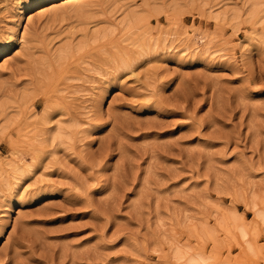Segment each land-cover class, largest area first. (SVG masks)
<instances>
[{
    "label": "rangeland",
    "instance_id": "rangeland-1",
    "mask_svg": "<svg viewBox=\"0 0 264 264\" xmlns=\"http://www.w3.org/2000/svg\"><path fill=\"white\" fill-rule=\"evenodd\" d=\"M23 1L0 0V39L24 35L0 56V162L26 152L32 166L0 181V264H171L174 234L218 263L264 264V227L246 201L264 195V19L249 0H94L81 18L34 9L31 22ZM134 13L163 50L149 44L134 73L99 65ZM94 26L116 28L113 43L62 65L47 54ZM76 121L65 143L31 148L37 129ZM224 210L250 227L253 252L218 226Z\"/></svg>",
    "mask_w": 264,
    "mask_h": 264
},
{
    "label": "bare ground",
    "instance_id": "bare-ground-1",
    "mask_svg": "<svg viewBox=\"0 0 264 264\" xmlns=\"http://www.w3.org/2000/svg\"><path fill=\"white\" fill-rule=\"evenodd\" d=\"M45 1H48V0H24L20 6L21 17L25 18L26 22H31L33 20V10L38 9L37 12L39 13V15L50 12L52 17H56L55 19L63 18L65 16V14H63V13H65V12H67L66 14H68L72 17L75 16V17L81 18V17L85 16L86 13H88V5L90 2H92L94 0H60V2H58V1L56 2V0H50V2H49V3H51L50 5L43 3ZM96 1L98 4H103L104 2L109 1V0H96ZM249 5L251 6V9L249 12L250 16L253 17V16L259 15L260 19H264V0H249ZM148 20H149L148 15H144V14L140 15V14H136V13H134L130 18H128L126 23H124V27H125V32L123 33L124 36L123 37L120 36L121 38H120V41H118L119 45L117 44L118 45L117 50H111V49L108 50L109 49L108 47L103 46V45L113 43V39L110 36L113 33V31H115L114 29H116V28L109 29V28H102V27H95L94 26V27H88L87 29L85 28V32H84L85 37L81 41H79V43L76 44L73 42V40L67 41L65 44L59 46L56 50H53L52 47L48 48L47 54H49L50 56L52 55L53 58H55V62L59 65H62L64 63L68 62L70 60V58H72L75 54L84 51L91 43H93L95 41H100V42L102 41L101 45L104 47V49H103L104 52L100 57L98 55V58L96 60L97 63H100L99 65L103 64V66H105L104 64L114 62V63H117V64H115V65H118L117 68H123L124 70L126 68H130L129 72L134 73V68H131V67L133 66V64L138 59L141 58V55L146 54L147 50L149 49V44H152L153 46L158 44L159 46L162 47V50H163V47H165V43H159L161 41L158 40L157 38L156 39L153 38V40H152L148 36L150 34L148 29L143 28V26L148 22ZM87 21L88 20H86V23H87ZM26 29H27V25H25V27H24V30H26ZM259 37H260V34L258 35L257 38H259ZM23 39H24V35H23V33H21L19 31L18 28L11 29L7 33L6 37L0 39V41L4 42V46L0 47V56L9 55L8 51L14 49L20 43H23L22 42ZM150 41H152V42H150ZM188 41H191V39L189 38L186 41L187 44L189 43ZM187 44L184 45V48L189 47V45L187 46ZM209 44H210V42H209ZM157 46H155L154 48H156ZM197 47L198 46H194L195 49H197ZM106 48H108V49H106ZM202 48H203L202 49L203 52H208L209 54H212V53L217 51V50L211 49V45L210 46L208 45V46H205ZM85 60L86 59H84V61ZM109 66L111 67L114 65H109ZM6 102L7 101L0 102V110L5 109L4 107H6V105H7ZM11 106H12V104H11ZM0 114H1V112H0ZM3 116H4V114H3ZM49 120H50L49 116L47 114H45L44 117L42 118V123L47 124L49 122ZM3 124H4V122H3ZM79 125H80L79 121H76V122L68 124V125H61L59 123V124H57L55 130H52L51 127L44 126L46 128L41 127L42 129H40L39 131H37L38 130L37 129L36 133H33V134H35L34 135V141H32L33 138L32 139L28 138L27 141L29 139H31L30 140V141H32L30 143L31 148H33L35 151L39 150L40 147H43L44 146L43 144L48 139L51 140V143H53L55 145L56 144L59 145V144L65 143L66 141H68V139L74 137V134L77 133V127ZM3 128H5V126H2V129ZM47 132H51L50 137H48L46 135ZM22 143H20L19 145L22 146L23 145ZM26 145H29V144H26ZM22 147H28L29 148L30 146H22ZM28 148H26V149H28ZM22 149H20V150H22ZM33 149H31V150H33ZM23 152H25V151H23ZM30 152H32V151H30ZM44 152H46V151H44ZM33 153L35 154V152H33ZM52 153L55 154L56 151H53ZM24 154H22V152H20L15 157H9V158L7 157L6 160L0 162V181H2L3 182L2 184H4L5 186L9 185V183H10V182H8L7 178H5L6 175L12 176L13 178H15L17 180H20V178H22L29 171H31L32 165L30 163H28V159L27 160L25 159V157L23 156ZM32 155H30V156H32ZM39 158H40V156H39ZM260 193H261V191H260ZM260 193L257 191L256 192L255 191L250 192L249 197L247 198L246 201L254 211V216L256 218L254 220V222L257 221L261 224V226L264 227V195L260 194ZM245 194H246V192H245ZM245 194H244V196H246ZM224 211H226V210H224ZM226 212L227 213L222 214L223 216H221L220 218H217L218 219L217 220L218 226L222 225L223 228L229 230L231 232V234H233L232 236H233V238H235L237 244H239L241 246V250L242 249H248L249 251L253 252L256 246L250 240V236H251L250 233L252 232L250 227H248L243 222H241L240 215L237 212H235L234 210H230L229 212L228 211H226ZM0 213H1V211H0ZM6 215H9V213H6ZM257 222H255V223H257ZM253 225H255V227H256L257 224H253ZM196 226L193 227V230L198 234L199 239L203 240L204 237H206V236H212V228L208 227L207 225H202L201 228L199 227V229H198V228H196ZM255 227L253 228L254 231L256 230ZM249 229L251 230V232H249L250 231ZM254 237H255V239L257 238L256 236H254ZM167 243H168V250L163 254V256H164L165 260L167 259L171 264H226V263H221V262L218 263L217 262L218 260L216 261L215 258H213V256L211 257V255H207V254L203 253L202 251L196 249L195 247H192L193 245L191 246L187 243L180 242L178 240V236H175V234H174V236H170L167 239ZM255 244H257V243H255ZM257 247H258V245H257ZM231 264H239V263H231Z\"/></svg>",
    "mask_w": 264,
    "mask_h": 264
},
{
    "label": "snow or ice",
    "instance_id": "snow-or-ice-1",
    "mask_svg": "<svg viewBox=\"0 0 264 264\" xmlns=\"http://www.w3.org/2000/svg\"><path fill=\"white\" fill-rule=\"evenodd\" d=\"M3 46H4V42L0 41V47H3Z\"/></svg>",
    "mask_w": 264,
    "mask_h": 264
}]
</instances>
